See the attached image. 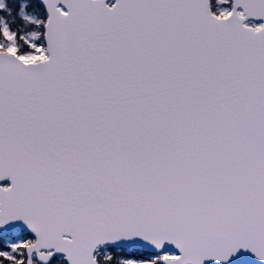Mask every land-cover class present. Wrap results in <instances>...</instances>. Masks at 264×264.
Segmentation results:
<instances>
[{
	"label": "snow or ice",
	"instance_id": "1",
	"mask_svg": "<svg viewBox=\"0 0 264 264\" xmlns=\"http://www.w3.org/2000/svg\"><path fill=\"white\" fill-rule=\"evenodd\" d=\"M0 264H264V0H0Z\"/></svg>",
	"mask_w": 264,
	"mask_h": 264
}]
</instances>
